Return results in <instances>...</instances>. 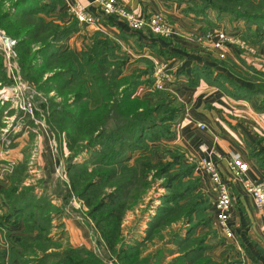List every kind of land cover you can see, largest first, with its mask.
I'll return each mask as SVG.
<instances>
[{
	"label": "rangeland",
	"instance_id": "374dc122",
	"mask_svg": "<svg viewBox=\"0 0 264 264\" xmlns=\"http://www.w3.org/2000/svg\"><path fill=\"white\" fill-rule=\"evenodd\" d=\"M18 1L0 0V9L7 10ZM185 1L188 3L183 5L184 9H181L182 16L188 13L198 16L199 14L194 13L192 9L197 8L196 5L202 8L201 1ZM24 10L22 5L17 8V11ZM206 11L215 13V10L206 8L205 13L202 14L205 15ZM160 15L164 18L162 14ZM100 16L98 15V21ZM22 17L20 24L23 25L27 19L34 20L27 15ZM42 17L52 21L50 18ZM62 17L66 19L64 23L72 19L76 21L66 8ZM140 18L146 19V17ZM212 18L218 21L217 26H214ZM212 18L207 20L210 22L208 28L195 32L190 38L195 40L189 41L195 43V49L191 47L187 49L208 59L212 64L202 66L207 69L203 71L202 77H213L212 79L221 83L222 87L230 88L228 92L235 97H240L244 93L237 91L236 81L251 82L252 86L256 83L264 84V35L258 42H252L242 36L243 29L252 31L255 27H258V30L262 27L264 30L263 25L249 23L245 26L242 20H232L226 13H221L219 18L214 16ZM164 20L175 33L170 36H156L162 38L179 36V31H175L177 29L169 24L168 19L164 18ZM75 26L76 30L70 36L77 34L80 47L84 39L87 41L88 36L97 30L102 31L92 26H80L77 21ZM216 28L225 30L228 36L235 40L228 46L223 58H219L201 38L205 31H214ZM0 31L13 42L8 51L0 38V89L5 90V95L7 91L12 93L10 98L0 103V151L5 155L15 143L17 145L18 140L22 141L21 157L0 158V202L2 203L0 220L4 225L3 229H0V264H185L190 261L191 264H213L224 261H232L231 264H256L255 260L249 257L250 252L237 242L236 234L231 240L221 235L212 213L215 193L206 185L202 189L200 173L195 170V159H188L190 155H184L177 143L172 142L174 122L169 128L171 137H160L157 130H149V134L138 144L137 150L133 151L132 158L126 161L125 165L112 158L110 164L100 162L98 161L100 154L89 155L90 152L85 150L72 154L75 147L84 140L78 138L81 132L77 131L79 124L71 116L75 110V105L72 104L74 99L72 88L62 87L63 78L51 81L47 79L56 72L51 67L59 59L54 60L48 55L37 54L41 45L36 38L40 37L41 33H34L26 42L30 52L35 51V56L29 59L28 65H35L34 70H31L34 73L41 68L45 69L32 80L24 79L19 67L17 38L12 37L2 27ZM143 31L149 32L148 29ZM70 36L63 39L62 45L68 50L78 52L80 47L76 50L71 47L74 43H69ZM110 39L115 41L114 38ZM114 43L113 45L118 46L119 51L130 59V63L122 71L128 79L132 75L130 70L140 63L137 61L140 58L131 49L126 47L121 50L119 44L116 41ZM151 60L153 63L150 82L138 85L133 95L143 99V97L149 98V94L156 92L159 95L158 99L168 93L172 99L173 90L157 89L153 86V64L155 61L165 62V60H156L152 57ZM214 66L221 67L224 71H214ZM171 72L173 84L181 80L178 79V74L172 70ZM48 82L52 86H48ZM18 103L20 106L29 104V109H21ZM164 103H168V100ZM66 104H69V107ZM175 105L164 104V108L154 116L156 120L160 121V117L165 115L167 109ZM54 108L68 114V118L57 120L60 117ZM163 125L166 126V123ZM18 134L20 135L17 138ZM68 139L75 141L71 148L67 144ZM96 147L95 149L99 151L102 149L101 146ZM136 159H143L150 164L157 161L162 163L174 161L175 164L169 174L177 176L175 182L173 181L172 186L166 187L165 176L160 177L159 174L154 176V171L151 169L143 183V180L134 175ZM72 162L80 164L74 166ZM67 165L68 169H66ZM186 166H191L190 176H186L187 172L182 170ZM94 168L110 172L109 178L99 186V192L111 190L126 177V174L131 175V181L126 184L125 194L121 199L123 210L120 222L117 227L112 228L113 238L116 239L114 252L108 251L94 227L92 218L87 213V207L76 192L70 189V183L73 182L74 189L78 192L81 182L93 178L91 171H94ZM194 178L199 179V185L194 188L189 198H177L174 194H186V188ZM7 187H14L17 193H20L21 201L28 206L30 204L25 202L26 196L23 198L21 196L29 190V193L36 197L29 201L33 206L28 209L34 214L38 226L43 230L26 226L22 218L9 220L8 206L2 199L3 189ZM197 200L201 201L200 204L188 212ZM17 201L19 200L15 199L14 203ZM93 215L95 218H100L99 222H101L103 210ZM70 225L74 227L72 233L67 229ZM188 251H191L189 255H187ZM199 253H201L200 258L196 256Z\"/></svg>",
	"mask_w": 264,
	"mask_h": 264
},
{
	"label": "trees",
	"instance_id": "16d2710c",
	"mask_svg": "<svg viewBox=\"0 0 264 264\" xmlns=\"http://www.w3.org/2000/svg\"><path fill=\"white\" fill-rule=\"evenodd\" d=\"M200 1L202 8L196 5L197 8L192 9L194 13L202 15V13H205L206 8H211L215 10L214 14L217 17L221 13H226L231 16L230 19L232 20H242L245 26L249 23H260L264 27V0ZM19 5L24 6L25 10L17 11ZM48 10V4L46 5L42 0H19L13 3L7 10L0 9V27L12 35V37L17 38L16 48L18 51L19 67L21 72H23L24 79L32 80L45 69L41 68L40 71L34 73L31 70H34L35 65H28L29 59L35 56V51L33 53L30 52L29 45L26 42L34 33H41L40 37L36 38V41L40 42L41 45L37 50V54L48 55L54 60L59 59L51 67L56 72L52 73L47 79L51 81L63 78L62 87L70 86L72 88V95L74 97L72 104L75 105V110H73L71 116L79 124L77 125V131L81 132L78 138L80 140L84 139L75 147L72 154L85 150V152H90L89 155L94 153L100 154L101 157L98 160L100 162L110 164L112 158L113 160L116 159V162L125 165V162L132 158L133 151L137 150L138 144L149 134V130H157L160 137H171L170 125L182 109V104L176 97L172 94L171 99L168 93H165L157 99L159 95L156 92L149 94V98L143 97V99H138L133 95L138 85L150 82L153 63L151 57L139 54L138 57L140 59L138 58L139 60L137 61L140 63L130 70L132 75L129 74L130 77L127 79L122 71L130 63V59L124 55L125 53L119 51L118 46L113 45L115 41L113 42L107 34L97 30L87 37V41L84 39L78 52L68 50L63 47L62 41L76 30V21L72 19L64 24L47 21L42 15L45 16L49 12ZM25 15L32 17L34 20L27 19L24 25L23 23L20 24V20L23 19L22 16ZM104 17H107L106 19L112 18L111 15H105ZM263 35L264 30H262V27L261 30L255 27L252 31L249 29L245 31L243 29L242 33L243 37L252 42H258ZM136 44L138 46L146 45L153 47L152 43L144 45L138 39ZM157 53H163V51H157ZM205 70H207L205 67L193 65L189 69V77L202 76ZM259 84L262 85L259 86ZM48 86L52 85H49L48 82ZM235 87L238 89V92H245L251 97L257 96L260 98V103H264L263 83H256L252 89H245L238 85H235ZM165 100H168V103H164ZM164 104L167 106L176 105L169 107L165 115L160 117L161 120L158 121L154 116L164 108ZM66 105L69 107V104ZM54 110L59 113L60 119L57 120L61 121L69 116L56 108ZM57 120H55V123ZM165 123L166 126L163 125ZM73 143L75 141L68 139L67 144H69L70 148ZM96 146H101L105 151L95 149L97 148ZM138 150L143 151V149ZM262 160L264 161V159ZM72 163L74 166L80 164ZM174 164V161L167 163L157 161L154 164H150L143 159H136V171L134 175L145 183L146 176L149 170L152 169L154 176L158 174L160 177L165 176V186L170 187L177 177L176 175L169 174ZM66 169H68V165ZM94 169V171H91L93 178L81 182L78 192L74 189L73 182L70 183V189L76 192V195L82 199L84 205L87 207V213L92 218L94 227L108 251L114 252L116 239L113 238L112 228L117 227L120 222L123 210L121 199L124 197L126 184L131 181V175L126 174V177L114 185L111 190L99 192V186L109 178L110 172L108 173L107 170L104 171V169L99 168ZM182 170L187 172L186 176H190L191 166H186ZM197 185H199V179L194 178L189 183V186L187 185L186 194L181 195L180 193H176L174 195L177 198L179 197V199L189 198ZM3 191L4 198L2 199L8 206L10 221L22 218L26 226L38 227V230H43L41 226H38L34 214H31L28 209L30 206H33V203L29 201L36 198L29 193V190L21 196V198L26 196L25 202H28L29 206L21 201L19 198L20 193H17L18 191L14 187H7ZM15 199L19 201L14 203ZM199 202L201 201H195L188 209V212H191L193 207L198 206ZM99 210H103L101 222H99L100 218H95L93 215ZM197 211L199 210L197 209ZM190 252L188 251L187 255ZM196 256L200 258L201 253ZM231 262L212 263L231 264ZM185 264H191V261Z\"/></svg>",
	"mask_w": 264,
	"mask_h": 264
},
{
	"label": "crops",
	"instance_id": "0c3cea01",
	"mask_svg": "<svg viewBox=\"0 0 264 264\" xmlns=\"http://www.w3.org/2000/svg\"><path fill=\"white\" fill-rule=\"evenodd\" d=\"M66 1L90 4L89 0H42L43 3L48 4L49 9L45 17L58 24L66 22V19L62 17ZM117 1L139 17L160 13L168 19L173 28L177 29H174L175 31H179V36L162 38L143 30L132 31L120 19L99 17L101 32L114 38L121 50L127 47L137 57L143 54L156 60H165L172 71L176 74L181 72L178 76L181 80H177L172 85L176 99L182 104V110L174 120L172 142L177 143L184 155L193 157L201 155L197 148L198 145L204 144L218 155V159L214 160L224 178L227 177L225 165L228 152L237 151L248 164L244 177L251 180H264V161L262 160L264 159V103H260L257 96L251 97L245 92L242 96L235 97L234 94L228 92L230 88L222 87L221 83L212 79L213 77H189V69L192 65L211 64L208 59H204L192 50H187L188 47L195 49V43H189L190 38L195 32L209 27L210 22L207 20L213 16L219 17L212 11H206L205 15L195 16L188 13L182 16L181 9H184L188 3L185 0ZM89 7L92 12L98 14L94 5H89ZM227 20L230 22L229 19ZM212 22L214 26H217L218 21L212 18ZM137 39L144 45L152 43L153 47L138 46ZM68 40L69 43H74L71 47L75 50L80 47L77 34L71 35ZM191 41L195 40L192 38ZM157 51H163V53H157ZM215 70L224 71L218 66H214ZM235 83L246 89L253 87L251 82L236 81ZM197 122L204 123L205 128L199 129L196 126ZM18 141L17 145L15 143V146L5 155L0 151V158L21 157L22 141ZM200 178L202 189L204 185L209 187L207 177L203 175ZM228 183L232 203L228 224L233 229L234 236L237 235V242L250 252L249 257L253 258L256 264H264V216L253 208L249 197L242 191L239 183L235 181ZM67 229L72 233L74 227L70 225Z\"/></svg>",
	"mask_w": 264,
	"mask_h": 264
},
{
	"label": "built area",
	"instance_id": "2783aa9c",
	"mask_svg": "<svg viewBox=\"0 0 264 264\" xmlns=\"http://www.w3.org/2000/svg\"><path fill=\"white\" fill-rule=\"evenodd\" d=\"M89 5H94L97 9L95 14L90 10L89 5L82 4L78 1H66L65 8L70 12L80 26H92L96 29H101V23L98 21V15H111L116 19L122 20L127 27L132 31H140L148 29L151 34L170 36L173 29L166 25L164 18L160 14H152L146 19L136 16L132 11L128 10L117 0H89ZM0 38L9 51L13 44L2 31ZM201 38L207 42L208 47L215 51L219 58H223L233 40L228 36L227 32L221 28H216L214 31H205ZM242 46V45H240ZM153 86L157 89L172 90L173 76L171 69L166 62L155 61L153 64ZM5 90L0 89V103L11 97L10 92L4 94ZM10 93V94H9ZM17 99V98H16ZM20 103H18V106ZM29 104L21 107V109H29ZM196 126L199 129H204L205 125L202 122H197ZM264 141V137H263ZM199 157L189 156L188 159H195V170L200 173V177L205 175L209 181V190L215 193V198L212 203L213 218L217 227L227 240L234 239V231L228 224L229 211L231 208V198L228 191L230 181H235L240 184L242 191L249 197L253 208L264 216V180H251L245 178V173L248 169L247 162L241 157V154L236 151H229L225 165L227 177L219 172L214 159H218V155L207 148L204 144L198 145ZM2 212V203L0 202V214ZM3 224L0 220V229H3ZM243 264V263H242Z\"/></svg>",
	"mask_w": 264,
	"mask_h": 264
}]
</instances>
